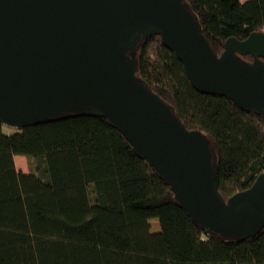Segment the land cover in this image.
<instances>
[{
  "label": "trees",
  "instance_id": "trees-1",
  "mask_svg": "<svg viewBox=\"0 0 264 264\" xmlns=\"http://www.w3.org/2000/svg\"><path fill=\"white\" fill-rule=\"evenodd\" d=\"M184 1L217 55L230 37L264 31V0ZM134 56L137 76L209 138L221 199L250 187L264 172V112L195 89L160 35L141 40ZM2 127L0 264H264V228L241 238L205 232L108 118L73 113L13 133ZM15 155L27 157L28 172Z\"/></svg>",
  "mask_w": 264,
  "mask_h": 264
},
{
  "label": "water",
  "instance_id": "water-1",
  "mask_svg": "<svg viewBox=\"0 0 264 264\" xmlns=\"http://www.w3.org/2000/svg\"><path fill=\"white\" fill-rule=\"evenodd\" d=\"M150 35L195 89L264 112V31L230 37L217 55L184 0H0V122L21 129L73 113L106 117L205 232L255 235L264 172L221 199L207 135L187 129L136 74L134 54Z\"/></svg>",
  "mask_w": 264,
  "mask_h": 264
},
{
  "label": "rangeland",
  "instance_id": "rangeland-1",
  "mask_svg": "<svg viewBox=\"0 0 264 264\" xmlns=\"http://www.w3.org/2000/svg\"><path fill=\"white\" fill-rule=\"evenodd\" d=\"M2 129L6 133H13L15 130H17L16 128L9 127V126H6V125H3ZM14 159H15L16 167L19 170H22L23 172H28L29 171L27 157H25L23 155H15ZM150 223H151L153 231L159 230V221H158L157 218L151 219ZM127 248H128V251H129V260H130V262H132V254H131L130 246H129L128 242H127ZM232 264H235V263H232Z\"/></svg>",
  "mask_w": 264,
  "mask_h": 264
}]
</instances>
